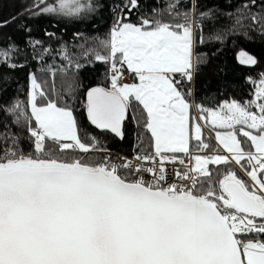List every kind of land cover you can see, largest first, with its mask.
<instances>
[{
  "label": "snow or ice",
  "instance_id": "snow-or-ice-1",
  "mask_svg": "<svg viewBox=\"0 0 264 264\" xmlns=\"http://www.w3.org/2000/svg\"><path fill=\"white\" fill-rule=\"evenodd\" d=\"M41 3L40 14L66 17L93 7L82 0H34L24 12L0 20V28L29 12L37 15ZM140 8L141 0L114 3L105 38L93 47L81 45L79 55L108 72L106 85L84 93L90 125L123 140L131 121L147 134L152 151L113 158L97 137L85 142L73 106L81 83L62 84L53 98L32 75L27 107H0V113L16 116L13 125L24 119L31 149L25 154L24 141L0 124V264H264V74L253 82V99L225 101L218 109L197 105L193 117L189 98L203 61L193 60L192 14L179 13L178 0L167 5L171 20L162 13L159 19L140 16ZM241 8L243 20L251 21L246 27L264 37V0H242ZM199 15L209 23L216 19L212 11ZM244 27L236 15L228 31ZM19 28L31 32L27 24ZM13 48L0 50V64L17 67L10 63ZM61 52L71 65L67 46ZM239 62L257 60L241 51ZM81 66L76 60L75 68ZM125 72L134 82H124ZM209 126L219 148L203 138ZM137 139L142 145L139 132ZM75 152L100 153L101 159L69 158ZM177 163L185 166L174 173L179 183L167 167Z\"/></svg>",
  "mask_w": 264,
  "mask_h": 264
},
{
  "label": "trees",
  "instance_id": "trees-1",
  "mask_svg": "<svg viewBox=\"0 0 264 264\" xmlns=\"http://www.w3.org/2000/svg\"><path fill=\"white\" fill-rule=\"evenodd\" d=\"M33 2L34 0H0V20L10 19L18 12H24L26 7L33 5ZM52 2L53 0H46L47 4ZM118 2L119 0H90L92 9L84 11L78 17L40 14L44 7V3H41L40 8L34 9L37 15L33 16L29 12L16 23L0 28V50L6 46H14L10 53V63L17 65L15 68H9L0 64V107L15 102L20 103L21 111L27 107L32 74L35 75L44 91L50 93L53 98L55 93L60 91L62 84L77 80L82 87L73 102L74 115L85 142H90L89 138L95 136L108 150H117L129 155L142 151L151 152L147 134L137 128L134 123L131 121L127 123L125 137L121 140L112 133H101L90 125L84 107L86 90L96 85H106L108 72L106 65L88 62L80 57L81 45L93 47L98 40L105 38L112 25V6ZM170 2L172 0H141L139 15L159 19L160 15L157 13H162L165 20H171L173 16L168 15L166 11ZM241 3L242 0H178L179 13L192 14L193 24L197 26L194 28V54L195 59L199 56L203 61L194 80L193 95L190 97L195 107L200 105L204 108L216 109L225 100L246 102L254 98L253 82L264 74V37L260 35L258 29L251 30L246 27L251 24V21L243 20V16L247 13L241 8ZM194 5H198V8L194 9ZM209 11L216 15L212 23L199 15L201 12ZM252 11L257 12L259 9H252ZM228 13L232 14V20L229 19ZM236 15L242 16L245 27L232 33L228 29ZM137 18V14L134 13L131 17L132 22H136ZM180 19L182 22V15ZM22 24H27L31 32L21 31L19 26ZM245 31L248 32L247 36L242 34ZM46 33H54L55 37L49 39ZM76 33L81 34L79 39L75 37ZM217 33L222 35V39H216ZM35 41L41 43L34 46ZM64 46H67L73 57L71 65L62 58L61 49ZM45 49L50 51L46 53ZM241 51L255 57L257 63L255 65L241 64L239 62ZM76 60H79L82 65L79 70L75 68ZM15 118V115L6 116L0 113V124L7 123L9 133L15 132L24 141L22 148L27 154L31 149L24 132L26 126L24 119L22 118L19 124L13 125L11 121ZM206 129L214 132L210 126ZM138 132L142 135V145L137 139ZM204 140L218 148L211 138L205 136ZM80 157L91 162L101 159V154L85 155L75 152L69 156V158ZM210 167L215 174L216 166ZM219 171L223 173L224 167L221 166Z\"/></svg>",
  "mask_w": 264,
  "mask_h": 264
},
{
  "label": "built area",
  "instance_id": "built-area-1",
  "mask_svg": "<svg viewBox=\"0 0 264 264\" xmlns=\"http://www.w3.org/2000/svg\"><path fill=\"white\" fill-rule=\"evenodd\" d=\"M124 78H125V75H124ZM196 114H197V112H196ZM204 131H205V133L207 135H209V132L207 131L206 128H204ZM210 138L213 140V138L211 136H210ZM194 144H195V141H194ZM108 151H109V153L111 154V156L113 158L118 157V156H128L130 159H132L134 157V155H135V154L134 155H129V154H126L124 152L117 151V150H108ZM193 152H195V149L193 150ZM146 153H150V152L142 151V152H139V153H136V154L143 155V154H146ZM208 154H210V153H208ZM179 155H180L181 158H184L186 160V163H187L186 157H184L183 154H179ZM143 166L144 167H150L151 165H149L147 163H144ZM167 167H168L169 176H170L171 181L179 183L180 181L175 177L174 173L176 171L182 170L185 166L184 165H180L179 163H177L175 165L169 164ZM144 178L146 180H151V175L150 174H144ZM129 179H133V176H129Z\"/></svg>",
  "mask_w": 264,
  "mask_h": 264
},
{
  "label": "rangeland",
  "instance_id": "rangeland-1",
  "mask_svg": "<svg viewBox=\"0 0 264 264\" xmlns=\"http://www.w3.org/2000/svg\"><path fill=\"white\" fill-rule=\"evenodd\" d=\"M82 2H85V3H88V2H90V0H82ZM57 3V0L55 1V0H53V2L52 3H50V4H47V5H55ZM45 6V5H44ZM54 14H56V13H54ZM193 60H194V62H195V54H194V44H193ZM33 75V74H32ZM31 75V76H32ZM124 75H125V78H124V82H126V83H132V82H134V77H133V75L132 74H130V73H128V72H125L124 73ZM31 78V77H30ZM259 80L260 79H258L257 81H256V83L258 84V82H259ZM30 88H31V79H30ZM190 99V98H189ZM225 101H232V100H225ZM224 101V102H225ZM236 101H238V100H236ZM190 102L192 103V105H193V107H192V109H191V115L193 116V117H195V116H197V115H199L198 113L196 114V107H195V104H194V102L192 101V100H190ZM224 102H222V104L224 103ZM221 104V105H222ZM219 108V107H218ZM218 108H216V109H218ZM204 122L203 121H201V124H203ZM206 128V127H205ZM209 132V131H208ZM205 136H207V137H212L213 138V140L215 141V145L219 148V145H218V143H217V141H216V139H215V134H214V132L212 133V132H209V135H207L206 133H205V131H204V129H203V138H205ZM193 143H194V141H193ZM221 151H223L222 149H221ZM211 154V153H210Z\"/></svg>",
  "mask_w": 264,
  "mask_h": 264
},
{
  "label": "crops",
  "instance_id": "crops-1",
  "mask_svg": "<svg viewBox=\"0 0 264 264\" xmlns=\"http://www.w3.org/2000/svg\"><path fill=\"white\" fill-rule=\"evenodd\" d=\"M31 79V78H30ZM29 91H30V84H29Z\"/></svg>",
  "mask_w": 264,
  "mask_h": 264
}]
</instances>
